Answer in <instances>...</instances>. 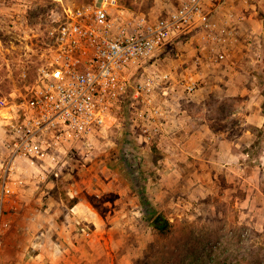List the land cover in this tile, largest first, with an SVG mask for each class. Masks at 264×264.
Here are the masks:
<instances>
[{
	"label": "rangeland",
	"instance_id": "rangeland-1",
	"mask_svg": "<svg viewBox=\"0 0 264 264\" xmlns=\"http://www.w3.org/2000/svg\"><path fill=\"white\" fill-rule=\"evenodd\" d=\"M91 1L0 0V264H264V0H216L212 30L132 70L131 85L157 86L131 87L90 147L38 168L3 161L49 31ZM182 1L118 0L154 17Z\"/></svg>",
	"mask_w": 264,
	"mask_h": 264
},
{
	"label": "built area",
	"instance_id": "built-area-1",
	"mask_svg": "<svg viewBox=\"0 0 264 264\" xmlns=\"http://www.w3.org/2000/svg\"><path fill=\"white\" fill-rule=\"evenodd\" d=\"M215 2L183 0L155 17L118 0L65 8L63 20L49 31V47L27 95L6 123L3 161L10 170L18 163H64L67 148L90 147L93 133L108 124L131 87L138 97L157 86L151 75L131 85L130 72L156 59L173 38L198 27L212 30ZM188 88L193 91L195 83ZM5 190L11 191L7 184Z\"/></svg>",
	"mask_w": 264,
	"mask_h": 264
},
{
	"label": "trees",
	"instance_id": "trees-1",
	"mask_svg": "<svg viewBox=\"0 0 264 264\" xmlns=\"http://www.w3.org/2000/svg\"><path fill=\"white\" fill-rule=\"evenodd\" d=\"M196 29H194L191 33L195 32ZM78 198L77 197H71L70 199V205L71 207L74 206L77 202H78ZM162 217V219L164 220V222H152V225L161 233V234H166L169 232V230L172 228L173 223L169 221V219L167 217L163 218L162 215H160ZM264 232V231H263ZM261 235V234H260ZM262 235H264V233H262ZM261 235V236H262ZM240 239V238H239ZM207 243H210L206 240ZM214 247V243L210 244V249L212 250Z\"/></svg>",
	"mask_w": 264,
	"mask_h": 264
},
{
	"label": "crops",
	"instance_id": "crops-1",
	"mask_svg": "<svg viewBox=\"0 0 264 264\" xmlns=\"http://www.w3.org/2000/svg\"><path fill=\"white\" fill-rule=\"evenodd\" d=\"M80 202H77L74 206H72L70 209L71 210H73L74 208L76 209V206H77V208H78V204H79ZM76 221H78V220H76Z\"/></svg>",
	"mask_w": 264,
	"mask_h": 264
}]
</instances>
